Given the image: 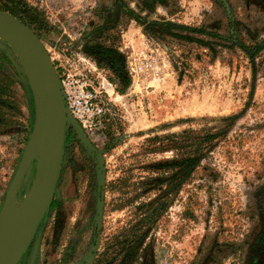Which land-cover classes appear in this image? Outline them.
Segmentation results:
<instances>
[{
	"label": "rangeland",
	"instance_id": "rangeland-1",
	"mask_svg": "<svg viewBox=\"0 0 264 264\" xmlns=\"http://www.w3.org/2000/svg\"><path fill=\"white\" fill-rule=\"evenodd\" d=\"M0 10L39 35L57 74L88 68L109 103L95 134L70 117L50 205L17 264H93L131 213L114 208L112 183L151 175L179 158L186 134L192 146L204 133L213 146L143 233L139 259L115 264H264V0H0ZM35 118L22 62L0 37V211ZM144 194L138 202L159 197Z\"/></svg>",
	"mask_w": 264,
	"mask_h": 264
},
{
	"label": "water",
	"instance_id": "water-1",
	"mask_svg": "<svg viewBox=\"0 0 264 264\" xmlns=\"http://www.w3.org/2000/svg\"><path fill=\"white\" fill-rule=\"evenodd\" d=\"M0 37L18 54L36 106L34 130L0 211V264H17L50 205L64 152L66 128L72 116L67 111L51 55L39 35L13 14L0 10ZM36 159L32 187L17 206L19 188Z\"/></svg>",
	"mask_w": 264,
	"mask_h": 264
},
{
	"label": "trees",
	"instance_id": "trees-1",
	"mask_svg": "<svg viewBox=\"0 0 264 264\" xmlns=\"http://www.w3.org/2000/svg\"><path fill=\"white\" fill-rule=\"evenodd\" d=\"M215 135L213 133L198 135L194 138L197 141L193 147L194 145L190 146L193 141L192 135L186 134L182 140L184 148L174 162L163 165L161 169L151 168V175L143 176L138 181L132 182L127 176L112 183L113 190L122 194L114 208L129 206L131 213L124 226L107 236L104 249L93 264H115L120 259H139L143 233L166 210L167 204L181 186L183 179L190 176L199 166L209 148L213 146ZM166 186L170 187L169 190L161 193ZM142 192L148 195L155 192L159 197L152 202L143 200L138 202L137 198L141 197Z\"/></svg>",
	"mask_w": 264,
	"mask_h": 264
},
{
	"label": "built area",
	"instance_id": "built-area-1",
	"mask_svg": "<svg viewBox=\"0 0 264 264\" xmlns=\"http://www.w3.org/2000/svg\"><path fill=\"white\" fill-rule=\"evenodd\" d=\"M61 65L64 70L58 76L68 113L76 119L86 134L97 133L109 109L101 82L98 84L86 67L76 68L72 72L65 64Z\"/></svg>",
	"mask_w": 264,
	"mask_h": 264
}]
</instances>
